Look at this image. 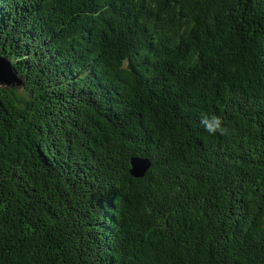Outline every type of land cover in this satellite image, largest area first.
I'll return each mask as SVG.
<instances>
[{
    "label": "trees",
    "instance_id": "1",
    "mask_svg": "<svg viewBox=\"0 0 264 264\" xmlns=\"http://www.w3.org/2000/svg\"><path fill=\"white\" fill-rule=\"evenodd\" d=\"M0 54V264H264V0H0Z\"/></svg>",
    "mask_w": 264,
    "mask_h": 264
},
{
    "label": "water",
    "instance_id": "2",
    "mask_svg": "<svg viewBox=\"0 0 264 264\" xmlns=\"http://www.w3.org/2000/svg\"><path fill=\"white\" fill-rule=\"evenodd\" d=\"M0 85L10 87H21L23 85V80L18 77L12 62L2 54H0ZM131 165L130 174L135 178L143 177L150 167L147 161L137 159H131Z\"/></svg>",
    "mask_w": 264,
    "mask_h": 264
},
{
    "label": "clouds",
    "instance_id": "3",
    "mask_svg": "<svg viewBox=\"0 0 264 264\" xmlns=\"http://www.w3.org/2000/svg\"><path fill=\"white\" fill-rule=\"evenodd\" d=\"M200 124L203 126L204 130L210 135H224L226 133V128L223 126V121L219 116H211L204 114L201 116Z\"/></svg>",
    "mask_w": 264,
    "mask_h": 264
},
{
    "label": "rangeland",
    "instance_id": "4",
    "mask_svg": "<svg viewBox=\"0 0 264 264\" xmlns=\"http://www.w3.org/2000/svg\"><path fill=\"white\" fill-rule=\"evenodd\" d=\"M1 87L3 88H10V89H13L17 95L19 96H23L24 93H25V90H24V87L21 86V87H17V86H14V87H10V86H6V85H0Z\"/></svg>",
    "mask_w": 264,
    "mask_h": 264
},
{
    "label": "bare ground",
    "instance_id": "5",
    "mask_svg": "<svg viewBox=\"0 0 264 264\" xmlns=\"http://www.w3.org/2000/svg\"><path fill=\"white\" fill-rule=\"evenodd\" d=\"M168 4V3H167Z\"/></svg>",
    "mask_w": 264,
    "mask_h": 264
}]
</instances>
